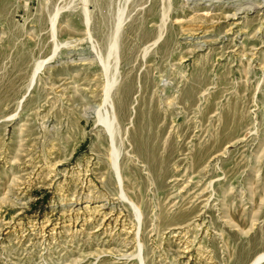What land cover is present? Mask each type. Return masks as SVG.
Segmentation results:
<instances>
[{"label": "rangeland", "instance_id": "rangeland-1", "mask_svg": "<svg viewBox=\"0 0 264 264\" xmlns=\"http://www.w3.org/2000/svg\"><path fill=\"white\" fill-rule=\"evenodd\" d=\"M263 252L264 0H0V264Z\"/></svg>", "mask_w": 264, "mask_h": 264}, {"label": "bare ground", "instance_id": "bare-ground-1", "mask_svg": "<svg viewBox=\"0 0 264 264\" xmlns=\"http://www.w3.org/2000/svg\"><path fill=\"white\" fill-rule=\"evenodd\" d=\"M169 5V4H168ZM171 6V5H170ZM60 11V10H59ZM120 11V10H119ZM169 11H171V9L170 10H168V12ZM59 15V14H58ZM123 15V14H122ZM168 15V14H167ZM88 16V15H87ZM89 16H91V15H89ZM120 16V15H119ZM165 16V15H164ZM87 18V17H86ZM90 19L91 18H87V23H89V21H90ZM124 19V18H123ZM54 20V19H53ZM56 21H57V19H55ZM164 20V19H163ZM118 21H120L119 22V25L116 27V28H118L117 29V31H116V33L114 34L115 35V37L116 38H113V41H114V39H116L114 42V45L112 46V48H113V50L114 49H117V48H119V46H118V42H117V38H118V35H120L119 34V32H120V27H121V25L124 23H122L121 21H122V18H120ZM125 21V20H124ZM54 22V21H53ZM54 23H57V22H54ZM53 23V24H54ZM122 23V24H121ZM90 24V23H89ZM55 25V24H54ZM53 25V27H55ZM88 26V25H87ZM53 29V28H52ZM55 30H56V28H55ZM90 30V29H89ZM53 33H55V32H53ZM56 34V33H55ZM54 37V36H53ZM55 38V37H54ZM119 39V38H118ZM118 46V47H117ZM112 50V49H111ZM113 50H112V52H113ZM118 50V49H117ZM117 50H116V52H117ZM119 51V50H118ZM115 53V52H114ZM113 54V53H112ZM111 54V55H112ZM117 54V53H116ZM115 58V57H114ZM117 64V63H116ZM44 65V64H43ZM105 65H103V67H104ZM43 66H42V64H39L38 66H37V69L35 70V73H34V75H36L40 70H41V68H42ZM107 67V66H106ZM110 82H112V81H110ZM109 83V82H108ZM115 83V82H114ZM113 83V84H114ZM116 85V84H115ZM110 88L112 87V89H110V90H108V92L107 93H109V94H107V97L108 96H110V93L112 92L111 90H113L114 88V86L112 85V86H109ZM106 88V87H105ZM129 90V89H128ZM127 90V91H128ZM105 91V90H104ZM107 91V90H106ZM109 91H111V92H109ZM105 93V92H104ZM106 96V95H105ZM111 97H112V95L110 96V97H108L107 99H111ZM106 99V98H105ZM106 99V100H107ZM113 100V99H112ZM109 102H110V100H109ZM110 104H111V112L108 114V115H110V116H108L109 118H111V121L108 123V124H110V128L108 129L109 130V132H111L110 134H112L113 133V126H115V125H117V121H118V115H117V113H116V110H115V105L113 104V103H111L110 102ZM109 106V105H108ZM102 122V121H101ZM108 122V121H107ZM106 127V126H105ZM116 127V126H115ZM116 129V128H115ZM112 136V135H111ZM113 137V136H112ZM145 140V139H144ZM141 142H140V147L142 146L143 147V152H147V146L145 145L146 144V141L147 140H145V142L144 141H142V140H140ZM113 146V148H112V152H111V159H112V166H113V168H114V170H115V172H116V176L118 177V179H119V182H120V184H123V176H122V172H121V169H120V163H119V158H120V150L117 148V147H115L114 145H112ZM144 146H146V148H144ZM133 149V148H132ZM141 151H142V149H141ZM154 157V156H153ZM121 187H122V185H121ZM124 194V193H123ZM126 195L124 194V197H125ZM123 197V198H124ZM125 198H127L128 199V197L126 196ZM126 199V200H127ZM128 201L134 206V209H135V211H137V213H138V215H140L141 216V210L137 207V205H135L130 199H128ZM140 216H139V218H140ZM262 261H264V252L263 253H260V254H258L256 257H255V259L254 260H252L251 261V263L250 264H259V263H261Z\"/></svg>", "mask_w": 264, "mask_h": 264}, {"label": "water", "instance_id": "water-1", "mask_svg": "<svg viewBox=\"0 0 264 264\" xmlns=\"http://www.w3.org/2000/svg\"><path fill=\"white\" fill-rule=\"evenodd\" d=\"M261 263H263V261ZM261 263H259V264H261Z\"/></svg>", "mask_w": 264, "mask_h": 264}]
</instances>
